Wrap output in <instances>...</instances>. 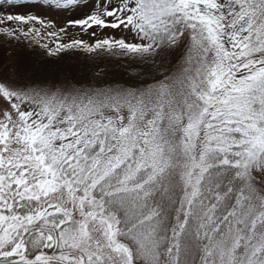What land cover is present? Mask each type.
<instances>
[{"label":"snow or ice","instance_id":"snow-or-ice-1","mask_svg":"<svg viewBox=\"0 0 264 264\" xmlns=\"http://www.w3.org/2000/svg\"><path fill=\"white\" fill-rule=\"evenodd\" d=\"M0 264H264V0H0Z\"/></svg>","mask_w":264,"mask_h":264}]
</instances>
